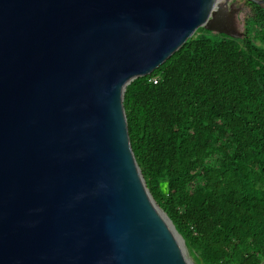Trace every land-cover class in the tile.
Returning <instances> with one entry per match:
<instances>
[{
  "label": "water",
  "instance_id": "95a60500",
  "mask_svg": "<svg viewBox=\"0 0 264 264\" xmlns=\"http://www.w3.org/2000/svg\"><path fill=\"white\" fill-rule=\"evenodd\" d=\"M264 0H0V264H197L151 194L125 95Z\"/></svg>",
  "mask_w": 264,
  "mask_h": 264
},
{
  "label": "trees",
  "instance_id": "16d2710c",
  "mask_svg": "<svg viewBox=\"0 0 264 264\" xmlns=\"http://www.w3.org/2000/svg\"><path fill=\"white\" fill-rule=\"evenodd\" d=\"M246 5L243 39L199 29L125 95L148 188L197 264L264 263V8Z\"/></svg>",
  "mask_w": 264,
  "mask_h": 264
},
{
  "label": "rangeland",
  "instance_id": "374dc122",
  "mask_svg": "<svg viewBox=\"0 0 264 264\" xmlns=\"http://www.w3.org/2000/svg\"><path fill=\"white\" fill-rule=\"evenodd\" d=\"M235 6L236 7L242 6V11H241V13L239 15V18H238V25H239V30L241 32H244V30H245V28H244V20H245L246 15L249 13L250 9L246 5V2H244V1L235 2Z\"/></svg>",
  "mask_w": 264,
  "mask_h": 264
},
{
  "label": "built area",
  "instance_id": "2783aa9c",
  "mask_svg": "<svg viewBox=\"0 0 264 264\" xmlns=\"http://www.w3.org/2000/svg\"><path fill=\"white\" fill-rule=\"evenodd\" d=\"M154 84L158 83V78L152 80Z\"/></svg>",
  "mask_w": 264,
  "mask_h": 264
}]
</instances>
